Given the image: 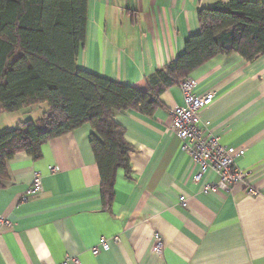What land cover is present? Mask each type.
I'll return each mask as SVG.
<instances>
[{"label": "crops", "instance_id": "0c3cea01", "mask_svg": "<svg viewBox=\"0 0 264 264\" xmlns=\"http://www.w3.org/2000/svg\"><path fill=\"white\" fill-rule=\"evenodd\" d=\"M216 1L89 0L77 65L145 88L146 77L175 61L200 31L198 9ZM189 76L196 80L194 93L214 97L201 111L200 126L244 150L236 163L248 173L246 182L206 193L204 185L218 175L209 171L194 181L198 167L169 130L171 110L184 103L179 82L161 93L151 115L115 113L133 148L131 173L118 169L108 207L89 122L43 142L39 158L18 151L7 161L0 264H62L68 256L79 264H264V55L219 54ZM37 108L3 112L0 128L33 118V110L37 118L43 112ZM36 171L42 190L25 198ZM155 232L164 240L159 251ZM102 237L110 248L94 254Z\"/></svg>", "mask_w": 264, "mask_h": 264}, {"label": "trees", "instance_id": "16d2710c", "mask_svg": "<svg viewBox=\"0 0 264 264\" xmlns=\"http://www.w3.org/2000/svg\"><path fill=\"white\" fill-rule=\"evenodd\" d=\"M89 0H0V113L45 105L37 118L21 119L0 131V186L7 161L18 151L34 158L42 143L86 122L101 175L102 202L110 206L119 168L131 173L133 145L115 113L151 115L160 95L219 54L248 60L264 55V1L217 0L198 9L200 31L165 67L148 75L145 88L80 68L86 40Z\"/></svg>", "mask_w": 264, "mask_h": 264}, {"label": "built area", "instance_id": "2783aa9c", "mask_svg": "<svg viewBox=\"0 0 264 264\" xmlns=\"http://www.w3.org/2000/svg\"><path fill=\"white\" fill-rule=\"evenodd\" d=\"M196 80L187 76L180 81V87L183 92L184 103L171 110L172 124L170 132L177 135L181 141V149L187 153L193 163L198 167L193 179L201 182L205 174L209 171L218 175L217 182H207L203 191L206 193L227 190L235 184L246 182L248 173L241 170L236 163V158L244 154V150H237L221 143L220 138L209 132L205 133L200 126L201 111L210 105L213 100L212 93L196 94L193 89ZM55 170V167H51ZM42 176L39 171L34 173L32 184L26 190L24 197H30L42 190ZM186 196L181 195V201L186 203ZM0 221H3L0 217ZM164 240L159 232L154 234V249L161 250ZM110 243L108 239L102 237L99 243L93 247L94 254L102 250H108ZM76 256H68L62 264H79Z\"/></svg>", "mask_w": 264, "mask_h": 264}, {"label": "rangeland", "instance_id": "374dc122", "mask_svg": "<svg viewBox=\"0 0 264 264\" xmlns=\"http://www.w3.org/2000/svg\"><path fill=\"white\" fill-rule=\"evenodd\" d=\"M45 105H43L42 106V104L40 105V106H38V110H39V112H40V109H43V107H44ZM32 112V116H33V118H36L35 116L36 115H34L35 114V110H33V111H31ZM3 113V112H2ZM2 113H0V114H2ZM5 113H7V114H9V113H13V112H5ZM0 119H2V115H0ZM21 120V119H20ZM13 126H15V125H13ZM13 128V127H12ZM2 130H6V127H2V128H0V131H2Z\"/></svg>", "mask_w": 264, "mask_h": 264}]
</instances>
